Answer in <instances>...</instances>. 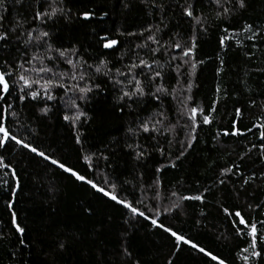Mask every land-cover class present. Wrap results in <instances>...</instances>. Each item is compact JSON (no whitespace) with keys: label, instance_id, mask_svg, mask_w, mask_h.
<instances>
[{"label":"trees","instance_id":"obj_1","mask_svg":"<svg viewBox=\"0 0 264 264\" xmlns=\"http://www.w3.org/2000/svg\"><path fill=\"white\" fill-rule=\"evenodd\" d=\"M163 2L171 8L165 12L164 23H161L159 10L142 4L140 0H64L65 7L72 10V18L61 20L51 28L52 42L56 46L77 44L82 51L89 49L94 56L99 55L101 51H111L114 55L106 58L120 66L121 62L117 58L121 54H125L126 63L128 55L137 51L134 44L131 46L132 51H128V41L141 43L143 38L118 37L122 44L119 50H102L97 44L98 34L116 37L120 31H139L149 24H159L163 29L160 35L164 40L168 39L169 32H179L181 36L187 37L190 31L189 23L186 17H182L181 9L175 0ZM33 6L34 0H24L23 5L9 2V11L5 15L8 20L28 17ZM196 8L197 11L203 12L209 28L207 35L202 34L198 41L197 59H203L204 63L197 69L193 87L188 94L193 97L194 105L206 109L217 87L227 90L228 99L225 100L223 95L219 97L221 103L217 106L218 114H214L215 124L202 126L201 130H198L197 142L192 149L186 150L187 154L181 160H175L177 145H172V161H175L177 167L165 168V172L159 174V179L163 180L168 193L176 191L185 195L205 194V202L201 204L198 201H181L182 209L173 210L171 215H157L155 218L163 219L165 225L199 241L206 249L224 258L227 264H243L237 256L245 242L234 234L230 219L223 209L227 207L229 211L239 209L248 213L246 203L264 202V181L257 179L256 184L260 187L250 184L237 198L234 189L239 188L241 178L233 176L227 185H219L218 177L223 168L231 167L233 163L239 164L245 175L256 173L259 177L264 169V159L261 158L264 154L257 148L243 160L239 157L244 153L245 146L251 147V143H261L258 139L260 129L253 128L252 132H247L246 136L239 138L221 137L219 142L214 136L217 130H223L231 124L236 107H240L244 112L242 123L238 125L242 130L246 131L254 123H259L258 117L264 118V72L257 70L264 67V39H258V47L253 48V42L247 39L248 34L241 31L246 22L264 26V0H247L246 10L233 15L227 25L216 18L215 5L209 0L198 3ZM85 10L95 11L96 18L91 21L79 19V14ZM103 12L108 15L103 16ZM218 25H231L232 29L240 33L236 39L243 41L247 47L239 48L230 44L227 54L221 52L218 46L221 34ZM248 50L255 53L250 60L244 56V52ZM139 51L143 55V50ZM20 55L21 53L14 49L0 50V61L9 56L15 58ZM157 58L160 59L159 56ZM221 59L225 63L223 71L217 76L216 71L220 67ZM160 63L164 64L165 60L160 59ZM165 83L175 82H169L166 76ZM253 100L256 102L255 107L252 106ZM34 104L33 101L27 102V106L19 113L20 122L24 127L19 128L18 134L21 137L28 135L26 128L31 127L38 132V135L29 136L35 145L98 183L102 184V177L107 175L128 199L133 198L131 185H139L136 195H140L143 188L156 179L155 169L171 162L155 153L146 161L139 162L129 155L123 139L124 127L132 118L125 117L122 120L114 111L115 93L110 85L96 95L87 107L92 119L81 128L85 133L83 150L75 143V129L62 119L64 109L59 101L49 102L54 106L47 116H41L38 108L33 107ZM144 107L155 111L157 106L152 104ZM163 107L171 109L170 115H174L175 109L170 103V98H165ZM19 108L17 103L15 109ZM11 120L9 117V126L15 131L17 126L12 125ZM179 123L182 124L183 120ZM177 131L178 139L185 140L186 133L181 132L179 128ZM170 138V135L161 137V144L166 150L168 146L165 141ZM98 150L107 154L109 161H96L98 168L93 173L80 159V153ZM4 154L6 162L11 161L20 179L22 190L17 194L15 209L19 222L22 226L26 225V239L30 242V247L25 249L18 244V234L10 224V214L4 203L7 193L3 185L6 181L11 186L14 180L9 170L0 169V220L3 221L0 224V233L7 237L0 240V264H127L122 254V245L125 243L133 256L139 259L140 264H167L169 259L172 264H215L186 246L181 252H174L172 238L152 226L149 221L139 219L130 227L129 223L125 222L130 213L123 207L95 193L89 186L76 182L68 174L46 164L27 150L15 147L14 152ZM5 172L9 174L5 175ZM141 173L143 179L135 180ZM123 182L128 183H124V187L120 188ZM209 187L211 191H206ZM148 195H151V192L145 195L144 199L151 206L152 202L147 200ZM170 203L172 201L156 202V210L168 209ZM88 208L93 210L91 214L88 213ZM201 212L204 215H201ZM248 214L264 218L260 217V209ZM61 244L64 245L63 248H60ZM261 264H264V261H261Z\"/></svg>","mask_w":264,"mask_h":264},{"label":"snow or ice","instance_id":"obj_2","mask_svg":"<svg viewBox=\"0 0 264 264\" xmlns=\"http://www.w3.org/2000/svg\"><path fill=\"white\" fill-rule=\"evenodd\" d=\"M9 2L14 5H23L24 0H0V50L14 49L21 53L19 57L9 56L0 61V169L9 170L14 180L11 186L5 181L3 189L7 193L4 203L10 214V224L18 234V244L25 249L30 247V242L26 239V225L22 226L19 222L15 209L17 194L22 190L20 179L11 161L6 162L4 154L14 152L15 147L27 150L28 153L42 159L46 164L55 166L68 174L76 182L89 186L95 193L123 207L127 213H130L125 221L130 227L139 219L149 221L152 226L172 238L174 252H181L186 246L214 261L215 264H227L224 258L206 249L199 241L165 225L163 219L155 218L157 215H171L173 210L182 209L181 201H198L201 204L205 202V194L185 195L176 191L168 193L163 180L159 179V174L164 173L165 168L175 169L177 167L175 161H172V145H177L175 160H181L187 154L186 150L192 149L197 142L198 130H201L202 126L215 124L214 114H218L217 106L221 103L219 97L223 95L225 100L228 99L227 90L217 87L206 109L203 106L194 105L193 97L188 94L193 87L197 69L204 63L203 59H197L198 41L202 34L207 35L209 26L203 12L197 11L196 8V5L202 3L203 0H175L176 5L181 9L182 17H186L189 23L190 31L187 37L181 36L179 32H169L168 39L164 40V37L160 35L163 29L159 24H149L139 31H120L116 37L98 34L97 44L102 50H119L122 44L118 37L143 38L141 43L128 41V51H132V44L137 51L128 55L126 63L124 62L125 54H121L117 58L121 62L120 66L106 58L114 55L111 51H101L99 55L94 56L89 49L82 51L77 44L56 46L52 42L51 28L61 20L67 21L72 18V10L65 7L64 0H34L30 16H21L12 20H8L5 15L9 11L7 7ZM140 2L150 8L158 9L160 22L164 23V14L171 8L170 5L164 3L163 0H140ZM209 2L215 5L216 18L226 25L233 15L247 8V0H209ZM102 15L107 16L108 13L103 12ZM94 18H96L95 11L85 10L79 14V19L84 21H91ZM164 27L166 28L167 24ZM217 27L221 33L218 38L221 52L227 54L230 44H235L239 48L247 47L243 41L236 39L240 33L232 29L231 25L224 27L218 25ZM241 31L248 34L247 39L253 42V48L258 47L256 43L258 39H264V26L255 25L254 22H246ZM139 50H143V55ZM253 55L255 53L251 50L244 52V56L249 60ZM158 56L165 60L164 64L160 63ZM219 63L217 76L223 71L225 62L221 59ZM257 70L264 72V67ZM166 76L169 82L174 81L175 83L166 84ZM107 85H110L115 93L113 109L119 114V118L122 120L125 117L132 118L124 127L123 139L129 155L138 162L146 161L154 153L171 161L155 169L156 179L149 182L140 195H136L139 185H131L132 199L123 196L117 184L113 183L107 175L102 177V184L98 183L35 145L29 136L38 135V132L31 127L26 128L28 135L21 137L18 134L19 128L24 127L20 122L19 113L27 106V102H35L33 107L38 108L41 116H47L54 106L49 102L59 101L64 109L62 119L75 129V143L80 146V150H83L85 133L81 131V128L89 124L92 119L87 107L96 95L105 91ZM165 98H170V103L175 109L174 115H170L171 109L163 107ZM17 103L20 105L19 109H15ZM152 104L157 106L155 111L144 107V105ZM252 106H256L254 100ZM262 113H264V105H262ZM243 115V110L236 107L231 124L223 130H217L214 136V139L219 142L221 137L239 138L246 136L247 132H252L253 128L260 129L258 139L261 143H251V147L245 146L244 153L239 157L240 160L257 148L260 153L264 154V118L258 117L260 122L254 123L245 131L238 126L242 123ZM9 117L12 118L11 124L17 126V130L14 131L9 126ZM180 120H183L182 124L179 123ZM178 128L186 133L183 141L178 139ZM169 135L171 138L165 141L168 146L166 150V147L161 144V137ZM261 158L264 159V156ZM80 159L88 166L89 171L95 173L98 168L96 161L107 162L109 156L99 150L91 153L81 151ZM240 169L239 164L233 163L231 167L223 168L218 177L219 185H227L233 176L241 178L239 188L234 189L237 198L241 192L247 190L250 184L260 187L256 184L257 179L264 181V169L259 177L256 173L245 175ZM134 179L142 180L143 174L141 173ZM124 183L128 182L121 183L119 187L123 188ZM128 190L125 189V191ZM206 191H211V188L209 187ZM149 192L151 195L147 196V200L152 202L151 206L144 199ZM164 201H172V203L168 209L161 208L157 211L156 202L163 203ZM245 207L248 213L260 209V217H264V202L246 203ZM87 211L91 214L93 210L88 208ZM223 211L230 219L234 234L245 242L239 250L237 259L243 264H261V261H264V218L254 217L239 209L229 211L227 207H224ZM201 215L204 213L201 212ZM2 223L3 221L0 220V224ZM6 238V235L0 233V240ZM63 247L64 245L61 244L60 248ZM122 248L127 264H140L139 259L133 256L126 243L122 245ZM167 264H172V260L169 259Z\"/></svg>","mask_w":264,"mask_h":264}]
</instances>
